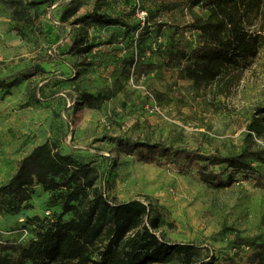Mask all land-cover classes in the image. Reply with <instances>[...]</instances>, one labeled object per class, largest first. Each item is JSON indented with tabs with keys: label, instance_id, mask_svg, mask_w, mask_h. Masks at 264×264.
Returning <instances> with one entry per match:
<instances>
[{
	"label": "rangeland",
	"instance_id": "1",
	"mask_svg": "<svg viewBox=\"0 0 264 264\" xmlns=\"http://www.w3.org/2000/svg\"><path fill=\"white\" fill-rule=\"evenodd\" d=\"M237 1L226 8L248 35H259L256 53L221 81L196 82L182 72L191 59L169 65L165 51L188 53L202 44L190 23L207 18L208 6L105 1L100 10L122 16L129 25L121 26L77 22L96 0H0V76L50 57L19 85L0 87V186L46 142L97 175L70 206L66 188L36 184L19 212L0 213V254L9 243H27L41 224L86 214L95 193L106 190L111 203L149 204L161 218L160 236L198 251L192 264H264V250L255 256L236 240L264 234V163L239 170L200 160L182 170L171 150L161 149L186 148L212 160L217 152H239L247 135L264 147V0ZM73 26L85 35L82 47L73 45ZM229 177V184H215ZM110 227L90 246L91 264ZM167 264L180 262L176 256Z\"/></svg>",
	"mask_w": 264,
	"mask_h": 264
},
{
	"label": "trees",
	"instance_id": "2",
	"mask_svg": "<svg viewBox=\"0 0 264 264\" xmlns=\"http://www.w3.org/2000/svg\"><path fill=\"white\" fill-rule=\"evenodd\" d=\"M107 0H96L94 8L77 17V22L98 23L104 25L128 26L122 16L102 12L100 7ZM193 5L210 7L207 18H198L190 23L200 32L202 44L184 52L173 53L167 48L168 64L176 58L188 56L191 61L185 64L182 72L190 79L200 82L207 79L221 81L222 74L233 67L243 68L249 65L248 56L256 53L259 35H248L234 11L237 0H189ZM70 35L74 46H84L85 35L76 27H71ZM253 40V43H251ZM48 55L35 59L13 74L0 76V87L11 89L34 75L41 69V63ZM181 65V64H180ZM154 63L148 65L153 68ZM149 98V97H148ZM149 100V99H148ZM149 147L146 146L145 149ZM164 151L171 150L179 169L184 170L187 162L200 160L226 164L239 170H251L254 163H264V147L258 145L251 135H247L239 152L211 155L198 153L186 148H173L161 145ZM207 166V163L202 165ZM89 164H80L71 154L61 153L48 142L36 146L29 154L19 160L17 169L11 178L0 186V213H17L31 198L36 184L45 190L66 188L64 196L66 206L97 180ZM229 179L218 178L217 186L229 184ZM264 185V184H263ZM146 220V221H145ZM161 218L154 216L149 204L140 199L122 203L108 201L106 190L97 192L91 200L86 214L65 221L58 220L50 225L41 224L36 235L24 244L9 243L0 254V264H91L90 246L102 238L108 225V241L99 251L97 264H167L176 256L180 264H192L198 253L187 243H174L160 236ZM236 240L256 249L255 256L264 250V234L238 236Z\"/></svg>",
	"mask_w": 264,
	"mask_h": 264
}]
</instances>
